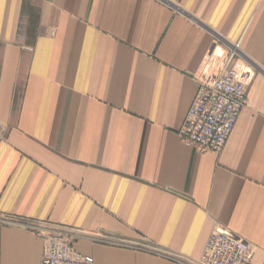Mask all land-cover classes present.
Returning <instances> with one entry per match:
<instances>
[{
	"label": "crops",
	"instance_id": "obj_1",
	"mask_svg": "<svg viewBox=\"0 0 264 264\" xmlns=\"http://www.w3.org/2000/svg\"><path fill=\"white\" fill-rule=\"evenodd\" d=\"M230 50L247 105L199 153L178 130ZM0 214L94 264H196L213 231L264 264V0H0ZM42 250L0 225V264Z\"/></svg>",
	"mask_w": 264,
	"mask_h": 264
},
{
	"label": "built area",
	"instance_id": "obj_2",
	"mask_svg": "<svg viewBox=\"0 0 264 264\" xmlns=\"http://www.w3.org/2000/svg\"><path fill=\"white\" fill-rule=\"evenodd\" d=\"M230 50L224 68L212 84H198L194 99L178 130L180 142L196 152L219 154L247 105V88L233 65ZM0 225L27 229L43 242L40 264H94L73 247L67 230L49 228L0 214ZM251 248L245 242L213 231L196 264H249Z\"/></svg>",
	"mask_w": 264,
	"mask_h": 264
}]
</instances>
